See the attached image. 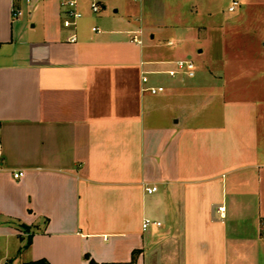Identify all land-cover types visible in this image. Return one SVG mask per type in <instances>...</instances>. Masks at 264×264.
Listing matches in <instances>:
<instances>
[{"label":"crops","instance_id":"1","mask_svg":"<svg viewBox=\"0 0 264 264\" xmlns=\"http://www.w3.org/2000/svg\"><path fill=\"white\" fill-rule=\"evenodd\" d=\"M64 1L0 0V264H264L260 101L170 77L116 0L73 28Z\"/></svg>","mask_w":264,"mask_h":264},{"label":"rangeland","instance_id":"2","mask_svg":"<svg viewBox=\"0 0 264 264\" xmlns=\"http://www.w3.org/2000/svg\"><path fill=\"white\" fill-rule=\"evenodd\" d=\"M116 1V8L122 12L128 9L137 14L135 21L142 28L144 47H156L152 46L147 53L177 51L185 61L186 53L193 56L196 76L189 80L187 75H181L196 84L202 98L208 94L228 99H258L259 133L264 141V0H237L240 6L234 13L228 10L234 0ZM94 2L101 7L98 15L104 13L101 0H81L92 15ZM195 26L207 30H202L196 42L181 39L179 35ZM152 34L156 35L154 41ZM172 41L174 46L169 47L168 42ZM172 68L176 69V65ZM214 72L224 74L223 79L219 78L221 83L215 81L211 74ZM167 76L160 78L163 81Z\"/></svg>","mask_w":264,"mask_h":264},{"label":"built area","instance_id":"3","mask_svg":"<svg viewBox=\"0 0 264 264\" xmlns=\"http://www.w3.org/2000/svg\"><path fill=\"white\" fill-rule=\"evenodd\" d=\"M34 0H26V2L28 4H31ZM240 6V2L237 0H234L231 4V6L229 7V12L230 13H234L236 11V9ZM61 7L63 9V16H64V27L66 28H73L77 26L78 21L83 17L81 11L78 8V3L75 0H66L64 2H62ZM91 10L94 14H99L101 12V7L99 6L98 3H92L91 5ZM13 16L18 18L22 16V12L19 10H14L13 11ZM94 31H98L97 28L94 29ZM72 41L74 42L75 39H72ZM135 42H140L138 41L137 37L134 38ZM176 69L171 70L169 72H167V74L170 77H175L178 74H184L187 75L188 77L193 78L195 76V64L192 62V60L188 59V60H181L176 62ZM143 82L144 83H148L149 79L148 77H144L143 78ZM164 87H150L148 89V91L150 93H152L153 95H157L160 94L162 92H164ZM0 148H1V144H0ZM21 176H23L22 173H16L14 175L15 179H19ZM157 188H148L147 192L149 194H152L154 192H156ZM152 225H157V226H161V223H153L151 220L146 219L144 221L143 224V228L144 230H147L149 227H151Z\"/></svg>","mask_w":264,"mask_h":264},{"label":"trees","instance_id":"4","mask_svg":"<svg viewBox=\"0 0 264 264\" xmlns=\"http://www.w3.org/2000/svg\"><path fill=\"white\" fill-rule=\"evenodd\" d=\"M25 230H28V227H24ZM31 244V238L28 240V243L26 244L25 248H28ZM31 264H49L47 261L45 260H41V261H37Z\"/></svg>","mask_w":264,"mask_h":264}]
</instances>
